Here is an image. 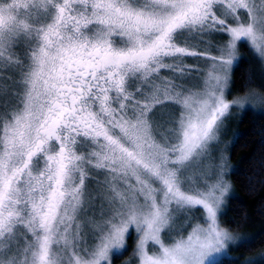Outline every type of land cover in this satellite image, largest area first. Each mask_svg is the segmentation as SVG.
Wrapping results in <instances>:
<instances>
[{"label":"snow or ice","instance_id":"snow-or-ice-1","mask_svg":"<svg viewBox=\"0 0 264 264\" xmlns=\"http://www.w3.org/2000/svg\"><path fill=\"white\" fill-rule=\"evenodd\" d=\"M241 45L264 0H0V264H264L221 220Z\"/></svg>","mask_w":264,"mask_h":264},{"label":"trees","instance_id":"trees-1","mask_svg":"<svg viewBox=\"0 0 264 264\" xmlns=\"http://www.w3.org/2000/svg\"><path fill=\"white\" fill-rule=\"evenodd\" d=\"M239 50L242 52L240 56L245 59L233 72L232 95L228 98L232 99L248 90H256L264 95V71L252 61L247 47L241 45ZM225 122L229 126L227 134L230 140L226 148L227 157L235 166V170L228 175L234 196L228 198L221 220L230 230L257 232L264 229V115L234 107ZM237 131L240 136L232 144L233 133ZM262 250L264 237L250 248L242 247L235 251L237 255H252ZM225 264L239 262L225 261Z\"/></svg>","mask_w":264,"mask_h":264},{"label":"rangeland","instance_id":"rangeland-1","mask_svg":"<svg viewBox=\"0 0 264 264\" xmlns=\"http://www.w3.org/2000/svg\"><path fill=\"white\" fill-rule=\"evenodd\" d=\"M240 48V47H239ZM241 51L239 50V55H241ZM250 92H253L255 93L254 96L251 97V99L248 101V103H250L254 108L256 109H261V110H264V95L256 90H248ZM247 91V92H248ZM235 115V114H234ZM232 120V119H231ZM230 120V121H231ZM225 131L223 132V134L221 135V138H220V143L218 145V149L220 150V152H218V154H222L224 157H225V163L227 165L226 167V172L229 171V169L231 168V163L227 157V152H226V148L230 142V140H228L229 136H228V123L226 124L225 122ZM226 179L230 182L229 178H228V175L226 176ZM231 184V182H230ZM232 186V184H231ZM232 192L234 193V189H233V186H232ZM231 196V194H230ZM229 196V197H230ZM226 198V203H227V200L228 198ZM234 236H238L240 234H247L248 232L246 231H233V230H230ZM135 238V233L133 232V239ZM131 240L129 241V243L131 244ZM130 255V250L129 252H127L126 254H124L123 256H121L120 258H118L116 261L113 262V264H123V262L128 258V256ZM229 255H237L236 251H231L229 253Z\"/></svg>","mask_w":264,"mask_h":264}]
</instances>
